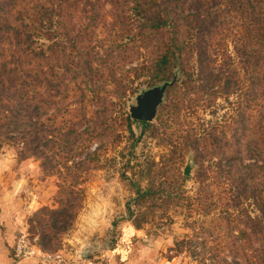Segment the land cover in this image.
I'll list each match as a JSON object with an SVG mask.
<instances>
[{
    "label": "rangeland",
    "instance_id": "1",
    "mask_svg": "<svg viewBox=\"0 0 264 264\" xmlns=\"http://www.w3.org/2000/svg\"><path fill=\"white\" fill-rule=\"evenodd\" d=\"M147 1L0 0V161L30 202L23 234L46 257L139 237L182 264H264V0H175L206 22L181 21L190 75L145 125L128 105L174 77L150 78Z\"/></svg>",
    "mask_w": 264,
    "mask_h": 264
},
{
    "label": "crops",
    "instance_id": "2",
    "mask_svg": "<svg viewBox=\"0 0 264 264\" xmlns=\"http://www.w3.org/2000/svg\"><path fill=\"white\" fill-rule=\"evenodd\" d=\"M3 169L0 161V264H46L41 251L21 261L13 257V245L25 231V219L31 206L30 202L25 203L26 199L21 195L22 184L16 172L5 173ZM157 239L137 237L123 249L113 248L101 257L89 259L93 264H182L167 258L163 245Z\"/></svg>",
    "mask_w": 264,
    "mask_h": 264
},
{
    "label": "trees",
    "instance_id": "3",
    "mask_svg": "<svg viewBox=\"0 0 264 264\" xmlns=\"http://www.w3.org/2000/svg\"><path fill=\"white\" fill-rule=\"evenodd\" d=\"M135 2V7L131 9L132 12L143 14L144 10L142 8V3H139V0H130V2ZM235 3H240V0H230ZM66 0H59L57 5H59V12L63 9V4H65ZM147 2H150L147 1ZM159 9H157L156 12H152L150 14L144 15V21L142 23V26L146 29H148V35L151 33L153 37L160 34V40L159 44L156 48V56L155 59H153L152 64L150 68L152 69L150 71V78L154 80H163L165 78H169L173 76L176 70L179 69L180 71L185 73L183 66L181 63L178 62V60H181L182 53L184 51V46L187 44L186 41L181 39V31L179 28L181 25H184L181 21L185 20L186 18H195L199 21L200 24H205V20L199 18L195 14L190 15H184V11L181 9V7L176 4L175 0H162V3L158 6ZM241 8V5L239 4V9ZM53 13V12H52ZM51 13V14H52ZM50 14V15H51ZM257 23L258 20L256 21ZM57 24L59 25V21L57 20ZM208 28H205V25L202 27V31H207ZM262 31V28H259ZM258 30V29H257ZM201 31V28H200ZM55 31L53 30V33ZM259 32V31H258ZM59 31H56L55 34H58ZM202 33V32H200ZM203 34V33H202ZM59 35V34H58ZM145 41L147 40L148 36L147 34H144ZM190 35V34H189ZM59 40V39H58ZM255 40L258 41L259 45L264 48V33L259 34V36H255ZM201 57V58H200ZM261 58L264 59V53L262 56H257L256 61L260 60ZM198 61H200V64L198 62V65H205V58H202V53L199 54ZM204 61V62H203ZM186 76H189L190 74L186 72ZM264 78V74L261 75L260 79ZM259 78L257 80H260ZM261 83L264 84V80H260ZM256 112L259 114L258 121L260 123L264 120V104L260 103L259 101L255 102ZM128 119H130V116L128 115ZM135 122H141L145 125H149L148 122L144 121H137L133 120ZM257 130L260 131V125H257ZM264 140V138H263ZM260 146L256 145L255 150H258ZM263 147V153H264V146ZM262 153V154H263ZM261 150L256 152L255 155H258L261 157ZM264 158V157H263Z\"/></svg>",
    "mask_w": 264,
    "mask_h": 264
},
{
    "label": "water",
    "instance_id": "4",
    "mask_svg": "<svg viewBox=\"0 0 264 264\" xmlns=\"http://www.w3.org/2000/svg\"><path fill=\"white\" fill-rule=\"evenodd\" d=\"M177 82V72L170 81H165L151 88L141 90L136 94L134 103L128 105L129 116L132 120L152 122L158 112V108L163 104L167 89ZM192 166L190 160L183 168V175L191 176ZM105 247L91 246L81 247L75 254L77 258H91L95 252L104 251Z\"/></svg>",
    "mask_w": 264,
    "mask_h": 264
},
{
    "label": "built area",
    "instance_id": "5",
    "mask_svg": "<svg viewBox=\"0 0 264 264\" xmlns=\"http://www.w3.org/2000/svg\"><path fill=\"white\" fill-rule=\"evenodd\" d=\"M13 257L17 261H21L26 257H30L34 255V250L30 247L29 242L26 239L24 234L19 235L12 248ZM46 264H93V262L89 259H80L76 256L72 258H63L61 256H52V257H44L43 260Z\"/></svg>",
    "mask_w": 264,
    "mask_h": 264
}]
</instances>
